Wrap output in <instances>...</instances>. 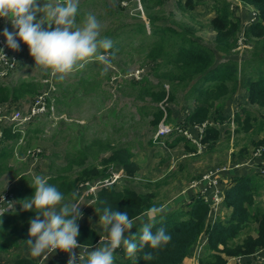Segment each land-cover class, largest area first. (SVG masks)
<instances>
[{
  "label": "trees",
  "instance_id": "1",
  "mask_svg": "<svg viewBox=\"0 0 264 264\" xmlns=\"http://www.w3.org/2000/svg\"><path fill=\"white\" fill-rule=\"evenodd\" d=\"M179 2L183 12L193 17L200 0ZM142 3L148 10L156 5H163L164 0H142ZM240 3L251 5L256 10L257 19L246 27L245 32L246 41L252 43V49L248 58L242 63L231 58L217 62V53L233 55L238 47V38L243 26L235 8ZM213 8L215 16L210 19L208 25L216 32L214 47L198 39V28L195 25L181 22L176 26L159 24L161 16L156 13H149L150 32L145 23H138L131 30L143 35L140 44L144 48H149L146 59L154 64L153 74L158 77L156 84L151 83L147 77L135 81V85L138 86H135L137 97L144 100L150 98L155 104L152 107V123L157 129L166 112L167 120L170 121L172 118L171 107L165 108L159 104L169 106L176 100L180 89L187 90V97L196 102L195 107L181 121L182 124L186 123L192 128L207 120L216 124L230 120L231 115L224 114L222 110L240 86L247 90L248 102L264 111V0H214ZM116 33L117 31H114L109 36L113 37ZM123 34L124 31L116 36ZM135 36L137 35L134 34L133 38ZM112 46L106 53H110V56L119 54L120 44L116 43ZM117 47L118 50H115ZM40 89H42L41 85L34 79L22 80L14 85L1 83L0 105L17 103L21 100L29 101L28 98L39 94ZM219 99L221 100L218 102ZM232 119L237 125L238 133L242 130L248 131L254 127V124L259 126L260 130H264V114L258 119L252 112L246 110L244 113L235 112ZM18 134L9 127L4 130V141L12 139L17 142L20 138ZM220 135L218 125H208L201 139L202 143L213 147ZM189 142L194 144L192 141ZM97 143L100 149L96 152ZM260 143H263V140L254 142V145ZM13 147L11 143H7L0 148V177L12 169L9 159L13 156ZM195 150L194 146L190 152ZM102 152H110V155L100 158ZM89 157L97 160V164L86 165ZM243 157L245 154L240 155L237 160L241 161ZM64 159L66 162L63 166L55 165L54 161L49 165L50 171L52 170L56 175L52 176L48 183L55 185L64 194L65 199L79 188L81 182L109 177L111 165L123 167L130 179L135 178L139 171L130 146H115L110 140L81 144ZM76 167L79 169L73 175L71 172L75 171ZM22 180H27V177H22ZM162 182L158 181V185ZM262 192H264V178L258 173L234 177L224 192L225 206L232 210L230 216L218 218L208 226L207 218L210 213L208 202L200 195L192 197L186 204L187 210L176 209L156 217L152 231L155 232L161 226L165 227L171 235V241L167 245L158 249L145 245L142 250L138 249L136 252L135 261L128 260L124 264H184L204 232L207 235V251L200 259V264H228L226 257L253 256L264 249V204L258 203L255 199L256 196L263 194ZM33 193L34 189L29 183H24L23 188L18 190L17 197L24 203V200L31 198ZM95 202L101 215L105 207H110L116 211L127 212L130 219L142 215L152 206L159 207L163 203L157 200V193L154 191L142 193L128 185L118 189L115 184L101 188L97 192ZM2 214L0 215V253H8L20 242L29 239V220L35 217L36 212L24 210L17 214L14 209H10L3 211ZM254 224H257L255 235L251 233ZM78 225L77 242L80 245L91 246L98 242L100 235L96 229L85 225L81 219ZM245 230H248L246 238L242 241L237 240L240 233ZM140 235L141 232L136 236L137 243ZM147 253H152L156 258L144 260L143 256ZM13 264L40 263L28 257L17 256Z\"/></svg>",
  "mask_w": 264,
  "mask_h": 264
},
{
  "label": "rangeland",
  "instance_id": "2",
  "mask_svg": "<svg viewBox=\"0 0 264 264\" xmlns=\"http://www.w3.org/2000/svg\"><path fill=\"white\" fill-rule=\"evenodd\" d=\"M55 1L44 0L46 3H55ZM213 1L200 0L192 17L190 14L183 12L177 0H165L163 5H156L148 10H146L142 0H79V10L76 16L77 26L81 24L85 14L94 13L101 22V36L109 38L112 44H120V53L114 54V56H110V53H104L111 60V65L107 71H104L105 65L92 60L82 69L73 72L62 80L54 78L56 85L54 96L58 99V103L57 100L55 101L56 111L54 115L47 114L37 117L26 125L24 133L18 134L20 139L17 142L11 139L2 143L0 148L7 145V143H11L14 146L13 156L9 159L12 169L6 172L8 181L0 180V193L6 189L10 191L11 187L14 186L15 194L13 198L15 203L13 206L15 207V213L19 214L24 211L22 208L23 202L17 197V192L23 188L24 183L31 185L34 175L48 177L49 165L53 161L55 165H64L66 162L64 158L67 154L76 150L81 144L85 145L101 138L110 140L117 145L129 144L134 151V160L138 162L140 171L137 173L136 179L124 178L126 179L124 186L136 184L142 188L145 183L151 181L152 184L150 186L154 189L158 187V181L167 180L168 184L164 183L160 187L161 194L157 200L162 199V202H166L168 211L188 209L185 208L187 206L185 205V197L189 195V192L193 193L197 190V188L191 187L190 184L201 178L205 172L222 166H230L231 168L251 167L256 159L254 156L256 148L254 142L263 140L264 143V130H260L259 126L254 124V127H251L248 131L242 130L238 133L236 132L237 125L232 122L229 123V120H227L222 126L221 136L212 148L203 147L201 152L195 156L188 155L189 152H186L184 157H182L183 152H179L180 149H174L172 152L181 154L180 159L175 158L174 160L172 158V161H169L167 156L169 153L167 151L168 145H165L167 140L165 142L164 139H161L158 143L154 140L157 127L152 123V107L155 104L150 98L144 100L137 97L136 87L138 86L135 85V81H140V79L136 80L135 73L138 70H141L140 78L147 77L153 84L158 82V77L153 74L154 64L152 65V62L146 59V53L149 48H144L140 44V39L144 38L143 35L131 30L138 23H149V13H156L161 16L160 21L163 22L165 20L166 24H173V26L181 23L195 25L198 28V39L202 43L214 47L215 34L208 25L210 18L215 14ZM37 4L42 5L43 0H37ZM244 9L245 11L243 12L239 7L237 9V13L242 15L240 18L243 19L241 22L242 26L243 22L247 21L245 15L250 12L248 7H244ZM41 17L42 14L38 13L37 20L41 19ZM0 25L1 28L3 27L2 35L5 28L10 32L18 31L13 28L10 21L4 18H0ZM43 27H47V24H44ZM114 31H117L116 35L122 31H124V34L110 37ZM134 34L137 36L133 38ZM1 42V46L4 47L5 45V50H8L12 57H16L17 66L12 70L11 76L6 79L0 78V84L14 85L22 80L34 79L42 87L39 94L28 98L29 101L10 102L4 106L5 111L8 113L25 110L30 105L24 106L25 108L22 109L21 104L23 102L24 104H31L37 96L47 92L44 80L50 76V73L35 66L34 58L29 54L28 46L18 38L19 51H14L6 46L7 41L4 35ZM246 42L249 45L248 48L242 47L236 49L233 53V55H237V58H239L237 60L240 63L248 58L252 49V43L248 40ZM115 50H118V47ZM224 58L225 56L223 55ZM235 95L226 102L222 110L224 114L229 115L239 111L244 113L246 111V89L240 86L237 91V95H240V97L235 99ZM220 100L217 101L219 102ZM233 102L236 104L228 109L229 104ZM194 103H196L194 99L187 97V90L180 91L178 96H176V100L170 103L169 106L168 104L160 103L165 108L171 107V117L175 116L178 118L173 123L167 122L166 118L164 123L175 125H172L173 128L188 126L186 123H181L182 112L185 109H192L195 106ZM18 104L20 105L16 106ZM236 105H238L239 110H237ZM253 108L252 114L259 119L264 111L258 106ZM189 129L197 136L196 130H193V128ZM176 132L178 133V131ZM177 133L172 134L175 137L186 139L182 135L183 133ZM162 137L165 138L167 135ZM179 140L184 141V139H178L177 142ZM194 146L196 149L195 144ZM95 148L97 149L95 150L96 152L100 149L98 143L95 144ZM29 149L33 153L25 156ZM244 154L245 157L238 161L237 159L240 155ZM180 160H186L188 166H182L183 164H181ZM85 164H97V160L89 157ZM237 164L242 165L238 167L236 166ZM206 168L208 169L203 172L202 170ZM78 169L76 167L75 172L72 174L77 173ZM187 170H189L188 173H186ZM201 171L203 173H200ZM112 172L119 174L113 170ZM255 172L258 173L256 167ZM258 174L264 178L263 175ZM119 175L126 174L122 173ZM181 175L182 177H180ZM24 176L27 177L25 181L22 180ZM191 179L193 180L186 186L185 181ZM197 194L199 195V192ZM86 196L88 195L85 189L83 190L80 187L76 199L73 200L70 197L66 202L80 204V211L83 213L82 221L83 219H89L90 221L93 217L92 209L95 208L94 205L96 203L91 196ZM256 201L263 204L264 197L258 196ZM256 228L257 224H254L251 230L253 235L256 234L254 231ZM247 235L248 230H245L240 233L237 240L242 241ZM200 242L202 243L203 239ZM24 254H30L29 246L25 245V241L20 242L5 255H0V262L1 264H8L7 262ZM38 258H40L42 263V257ZM235 258L237 259V257ZM240 263L264 264V249L253 256H248V258L242 257ZM240 263L238 262V264Z\"/></svg>",
  "mask_w": 264,
  "mask_h": 264
},
{
  "label": "clouds",
  "instance_id": "3",
  "mask_svg": "<svg viewBox=\"0 0 264 264\" xmlns=\"http://www.w3.org/2000/svg\"><path fill=\"white\" fill-rule=\"evenodd\" d=\"M78 10L79 0H56L55 3L43 0L42 5H38L37 0H0V18L10 21L13 28L18 30L10 32L7 28L4 29L6 46L19 51L18 38L28 46L35 66L47 70L53 78L60 80L82 69L92 60L105 65L104 71H107L111 60L104 53L111 49L112 42L101 36V22L94 13L85 14L81 24L77 26ZM38 13L42 14L39 20ZM44 24L47 27H43ZM0 61H9L3 48H0ZM49 179L34 175L30 185L34 193L22 204L23 210L36 212L35 217L29 220V239L25 242L29 246L30 256L42 257L45 261L51 253L59 250L70 253L67 264H76L77 259L82 264L84 255L79 253L77 257L73 252V249L81 247L77 242L78 221L83 216L80 204L65 203L64 194L55 185L49 184ZM76 196L77 193L73 192L72 199L75 200ZM7 204L8 209L13 208L12 202ZM164 212V206H152L146 211L148 222L143 224L137 243L135 236L125 238V234L133 228V219L129 218L128 213L105 207L103 214L99 216V223L107 236L99 242L103 246H97L95 250L85 249L86 264H114V252L122 245L128 257H132L138 249L142 250L145 245L152 249L167 245L171 241V235L165 227L152 231L156 217ZM155 258L152 253L143 256L146 261Z\"/></svg>",
  "mask_w": 264,
  "mask_h": 264
},
{
  "label": "crops",
  "instance_id": "4",
  "mask_svg": "<svg viewBox=\"0 0 264 264\" xmlns=\"http://www.w3.org/2000/svg\"><path fill=\"white\" fill-rule=\"evenodd\" d=\"M165 1V0H164ZM179 1H182L181 3H184V1L185 0H177V2H178V5H179ZM238 7H239V9H241L242 10V12L243 11H245V9H244V7H248L249 9H250V12H249V14L248 15H245L246 16V22H250L251 21V19L253 18V10H254V7L253 6H251V5H246V4H243V3H240V4H238L237 5V7H236V14L241 18V14L240 13H237L238 12ZM251 9H253L252 11H251ZM213 11H214V13H215V10L213 9ZM215 16V14L210 18V19H212L213 17ZM250 19V20H249ZM210 21V20H209ZM241 21H243V19H241ZM159 24H166L165 22L163 23V22H161V21H159L158 22ZM245 22H243V24H244ZM146 24V27H147V29H148V32H150V29H151V25H150V22L149 23H145ZM210 28V27H209ZM2 29H3V27H2ZM211 29V28H210ZM213 32H214V34H215V38H216V32L213 30V29H211ZM214 38V39H215ZM225 56V58L223 59V54H220V53H217V62H222V61H225V60H227V59H235V60H237V59H239V58H237V55H229V56H226V55H224ZM238 61V60H237ZM240 62V61H239ZM240 88V87H239ZM238 88V89H239ZM238 89H237V91H238ZM180 91H186V90H182V89H180L179 91H178V93H177V96H178V94H179V92ZM237 91H236V95H235V99H237L238 97H240V95H237ZM246 92H247V90H246ZM247 98H248V94H247V97H246V110H248V111H250V112H253L254 111V108L253 107H255V106H257V105H254V104H251V103H249V102H247L248 100H247ZM21 101H23V100H21ZM20 101V102H21ZM249 103V104H248ZM30 103H26V104H24V102L21 104V108H25L24 106H27V105H29ZM195 105H196V103H194ZM236 103L235 102H233V103H230L229 104V106H228V109H230L232 106H234ZM7 105V104H6ZM20 104H18V105H16V106H19ZM160 105V104H159ZM170 105V104H169ZM248 105V106H247ZM195 107V106H194ZM193 107V108H194ZM236 107H237V110H239L238 109V105H236ZM192 108V109H193ZM192 109H185V111L184 112H182L183 113V115H182V117H181V121L183 120V118L189 113V112H191V110ZM172 110V109H171ZM175 112V111H174ZM239 113H241V111H239ZM262 114H264V113H262ZM229 115H231V118H230V120H229V123H234V121H233V117H234V113H231V114H229ZM167 116H168V114H167V112H166V114H165V116H164V118L162 119V121H166V118H167ZM177 119L178 118H176L175 116L173 117L172 116V118H171V120L170 121H167V122H176L177 121ZM180 120V119H179ZM161 121V122H162ZM226 122V121H225ZM225 122H223V123H219V129H220V131H221V129H222V126L225 124ZM173 125V124H172ZM173 126H175V125H173ZM10 126H6L4 129H3V137L1 138V141H0V147L2 146V143L4 142V130L5 129H8ZM12 129V128H11ZM174 136V134H169V135H167V137H165V138H161V139H164V141L166 142V140H167V144L165 143V145H168L167 146V151H169V153L167 154V156H168V160L169 161H172V158L175 160V158L176 159H180V156H181V154L179 153L180 151H182L183 153V155H182V157H184L185 156V154H186V152H190V150H192L193 148H194V144H192L191 142H189L188 140H186L185 138H183V137H173ZM221 136V135H220ZM264 138V137H263ZM160 139V140H161ZM178 139H184V141L183 140H179L178 142H177V140ZM262 139V138H261ZM154 140H155V138H154ZM160 140H155V142L156 143H158ZM99 142H106L107 141V139H104L103 140V138H101L100 140H98ZM153 143H154V141H153ZM111 144L112 145H115V146H124L123 144H121V145H117V144H115V143H113V142H111ZM126 145H128V146H130L129 144H126ZM208 147H210L209 145H206V148L208 149ZM210 148H212V146L210 147ZM130 149L132 150V152L134 153V151H133V149L130 147ZM174 149H180L179 150V152L178 153H175V152H172ZM77 150V149H76ZM211 151V150H210ZM17 154V153H16ZM18 155V154H17ZM110 155V152H102V153H100V158L101 157H108ZM134 156H135V154H134ZM181 160H183V159H181ZM180 160V162H182L181 164H183L182 166H188V162L185 160V161H181ZM239 160V159H238ZM263 160H264V157H263ZM259 161L260 160H258V159H255V162L251 165V167H240V168H230L229 170H226V171H223L222 173H221V184H220V188H222L223 189V192H225V190H226V188L228 187V185H229V183L233 180V178L234 177H236V176H240V175H245V174H248V173H255V167H256V164L257 163H259ZM9 162H10V160H9ZM137 162V161H136ZM10 164V166H11V162L9 163ZM137 164H138V162H137ZM65 165V164H64ZM61 166H63V165H61ZM138 166H139V164H138ZM110 169H109V172L111 173L112 172V170L114 171V172H116V173H119V174H122V173H125L126 174V170L123 168V167H121V166H115V165H111L110 167H109ZM208 168H206V169H204V170H202L203 172L204 171H206ZM139 171H140V167H139ZM138 171V172H139ZM200 172V173H203V172ZM73 172H75L74 170L71 172V173H73ZM137 172V173H138ZM189 172V170H187L186 171V173H188ZM113 173V172H112ZM47 175H48V177L49 178H51L52 176H55L56 174L55 173H53V171L51 170L50 171V169H49V173H47ZM73 175H75V174H73ZM197 175V174H196ZM199 176V175H198ZM128 176H127V174L126 175H123V176H121L120 177V179L118 180V182L116 183V187L118 188V189H121V188H123V187H125V186H127V185H125L124 186V182H125V180L126 179H124V178H127ZM136 177H137V174H136V176H135V178H133V179H136ZM180 177H182V175L180 176ZM194 179V178H193ZM193 179H191V180H189V181H185V185L187 186V184H189ZM0 180L2 181V180H5V181H8L7 180V178H6V173L5 174H3L1 177H0ZM161 181H163L162 182V184H168L167 183V180L165 179V180H161ZM169 182H170V179H169ZM152 184V182L151 181H149V183H145V185L144 186H142V188L140 187V186H138V185H136V184H130V185H128V186H130V187H132L133 189H135V190H137L138 192H142V193H147V192H151V191H154V192H156L157 193V199H158V197H159V195L161 194L160 193V187L162 186V184H160V185H158V187L156 188H154V189H152V187L150 186ZM8 188H10V187H8ZM14 186H12L11 187V189H10V191L8 190V189H6V190H4V192H1L0 193V196H1V194L2 193H7L8 195H9V197H8V202H12L13 203V205H14V203H15V199L13 198V195L15 194L14 193ZM85 189V191H86V194L88 195V196H86V197H92L93 198V195L91 194V193H89L88 192V190L89 189H87V188H83V190ZM194 190V189H193ZM198 190V189H197ZM196 190V191H197ZM79 191H80V189L78 188L76 191H75V193H77V195L79 194ZM196 191H194L193 193H191V192H189V195L187 196V197H185V200H186V203H185V205L187 204V203H189L190 202V200H191V198L192 197H194V196H199L198 194H197V192ZM263 194H261V195H258L259 197H264V192H262ZM258 196H256V198L258 197ZM70 197H72V194L69 196V197H66V199H65V203L67 202V199L68 198H70ZM189 198V199H188ZM255 198V199H256ZM162 200V199H161ZM260 204H262V203H260ZM264 204V203H263ZM95 206V208L94 209H92V211H93V217L90 219V221H89V219H83V221H82V219H81V222H83L85 225H88V226H90V227H93L94 229H96L97 230V232L99 233V235H100V239L98 240V242L96 243V244H94V245H81V247L80 248H77V251H78V254L79 253H81V254H83L84 255V257H85V259H84V261L82 262V264H86V261H87V252L85 251V249L87 248L88 250H95V248L97 247V246H103V244H99V242L100 241H103V239L106 237V231L103 229V226L99 223V216L101 215L100 214V212H99V210H98V208L96 207V204L94 205ZM93 206V207H94ZM161 206H164V208H165V212L162 214V215H165V214H168V213H170L171 211H173V210H167L168 209V206L166 205V202H163L162 203V205ZM185 208H187L186 206H185ZM11 209H15V207L13 206V208H11ZM231 209L230 208H228V207H226L225 206V202H224V200H223V202L220 204V206H219V210H218V212L217 213H214L215 214V216H213L212 214L210 215V217H208L207 218V226L209 225V224H211V221H212V217H217V219L218 218H227V217H229L230 216V214H231ZM226 212V213H225ZM146 213V212H145ZM145 213H143L142 215H140V216H138V217H140V219H136V218H134L133 219V228L132 229H130L126 234H125V238H130L131 236H135V238H136V236L141 232V228H142V226H143V224L144 223H147L148 222V218H147V216L145 215ZM82 218H83V216H82ZM203 239V242L201 243L200 241ZM136 241H137V239H136ZM26 242V241H25ZM25 245H26V243H25ZM220 248H222V246H219ZM206 251H207V235H206V233L204 232V233H202V235L200 236V239L198 240V242L195 244V246H194V248H193V250H192V252L189 254V256L187 257V259L185 260V262H184V264H200V259L203 257V255L206 253ZM0 255H5V253H0ZM69 255H70V253H65V252H61V251H59V250H57L56 252H53V253H51L49 256H48V258H47V260H45V261H43L42 263H41V261H40V258H38V257H36V258H33V257H31L30 256V254H24L23 255V257H28V258H30V259H34V260H37V261H39V263L40 264H67V262H68V259H69ZM255 255V254H254ZM114 257H115V260H114V264H118V262H119V264L120 263H126V262H128V260H130V261H135V259H136V257H137V253H135L132 257H128L127 256V254H126V249H125V247L122 245L121 247H119V248H117L116 250H115V252H114ZM246 258H248V257H246ZM226 259L228 260V264H237L238 263V261H237V259L235 258V257H226ZM14 261H15V259H13V260H11V261H9V262H7L8 264H13L14 263ZM1 263V262H0ZM80 264H81V262H80Z\"/></svg>",
  "mask_w": 264,
  "mask_h": 264
},
{
  "label": "built area",
  "instance_id": "5",
  "mask_svg": "<svg viewBox=\"0 0 264 264\" xmlns=\"http://www.w3.org/2000/svg\"><path fill=\"white\" fill-rule=\"evenodd\" d=\"M56 2V1H55ZM257 19L256 10H253V18L250 22H245L242 27V31L239 34L238 38V47L237 49H240L242 47L248 48L249 45L246 42V27L255 21ZM2 28L0 25V48H3L4 54L9 60L7 63L4 61H0V78H8L12 75V70L16 68L17 66V60L16 57H12L8 50H5V45L2 47ZM12 61H15L13 63ZM141 70H138L135 73L136 80H141L140 78ZM45 88L47 89L46 93L40 94L36 97V99L29 104L30 106L25 110H17L13 113H8L5 111L4 106L0 105V141L3 137V129L6 126H10L12 128V131L14 133H24V129L27 124L31 123L34 119L37 117H41L43 115H51L53 116L56 107H55V101L57 100L56 96H54V91L56 90V85L54 82V78L50 75L48 78L44 80ZM23 109V108H22ZM219 125V123H215L213 121H205L204 123L200 125H196L193 127V130L197 131V136L191 132L189 126H182V127H172V124H166L164 121H162L159 125V128L157 129V132L155 134V140H160L162 136L169 135L172 133H178L180 132L182 135H184L189 141H192L196 145V150L189 152L188 155L195 156L196 154L200 153L203 147L205 148L206 145L202 143V138L205 133V129L208 125ZM175 130V132H174ZM190 132V133H189ZM177 133V134H178ZM25 135V134H24ZM23 135V136H24ZM196 137V138H195ZM20 139V138H19ZM33 151L31 149L28 150L27 154L25 156H28L29 154H32ZM254 156L256 159L260 160L259 163L256 164V171L264 176V143H260L256 146ZM242 164H237L236 166H241ZM230 166H222L215 168L214 170H209L203 174L201 178H199L196 181H193L190 186L197 188V192H199V195L202 196L206 202H208L210 206V213L209 217L212 214L215 216L214 213H217L219 210L220 204L224 200V192L223 189L220 188L221 184V173L223 171L229 170ZM123 175L114 174L111 172L110 176L107 178H100L95 181H87V182H81L79 185V189L81 188H87L89 189L88 192L93 195V200L96 199L97 192L106 186L116 184L120 177ZM2 199H0V213L3 211L10 210L8 209V197L9 195L7 193H2L1 196ZM217 217H212V222L216 221ZM79 244V243H78ZM73 252L79 256L77 249H73ZM243 256L237 257V261L240 263V260ZM43 259V258H42ZM76 264H80L79 259H77Z\"/></svg>",
  "mask_w": 264,
  "mask_h": 264
}]
</instances>
